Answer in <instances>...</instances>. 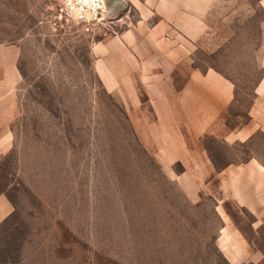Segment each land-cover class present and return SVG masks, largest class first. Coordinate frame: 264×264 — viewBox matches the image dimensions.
<instances>
[{"label": "rangeland", "instance_id": "rangeland-1", "mask_svg": "<svg viewBox=\"0 0 264 264\" xmlns=\"http://www.w3.org/2000/svg\"><path fill=\"white\" fill-rule=\"evenodd\" d=\"M59 1L0 0V44L18 46L22 74L15 145L0 159V193L14 207L0 224V264H232L216 242L222 220L214 201L184 197L92 71L90 44L126 27L136 9L130 0H106L111 27L83 34L55 29ZM251 7L218 4L212 14L226 18L234 35H212L222 45L193 57L236 82L230 127L246 120L263 70L256 51L263 15ZM204 144L216 168L250 155L245 144L229 147L210 136ZM254 147L264 151L261 135ZM226 208L260 253L237 264H264V227L253 231L249 213Z\"/></svg>", "mask_w": 264, "mask_h": 264}, {"label": "crops", "instance_id": "crops-1", "mask_svg": "<svg viewBox=\"0 0 264 264\" xmlns=\"http://www.w3.org/2000/svg\"><path fill=\"white\" fill-rule=\"evenodd\" d=\"M130 2L136 18L90 44L92 71L104 91L121 101L141 145L184 197L193 203L204 196L214 201L222 220L216 242L224 256L232 264L257 260L260 253L226 206L249 213L253 231L264 227V151L254 147L259 135L264 139V0ZM224 2L250 6L248 11L255 4L263 15L256 49L263 70L252 86L246 120L234 127L228 126L226 113L235 101L236 82L216 68H200L193 59L198 48L212 52L222 45L212 44V35H234L226 31V18L212 14ZM19 55L17 45L0 44V159L15 145L12 122L21 112ZM208 136L229 147L245 144L250 155L216 168L204 144ZM13 210L0 193V224Z\"/></svg>", "mask_w": 264, "mask_h": 264}, {"label": "built area", "instance_id": "built-area-1", "mask_svg": "<svg viewBox=\"0 0 264 264\" xmlns=\"http://www.w3.org/2000/svg\"><path fill=\"white\" fill-rule=\"evenodd\" d=\"M111 18L106 0H60L54 9L53 24L55 29L95 34L101 28H110Z\"/></svg>", "mask_w": 264, "mask_h": 264}]
</instances>
